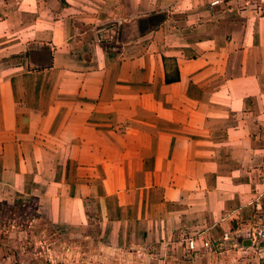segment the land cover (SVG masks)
I'll use <instances>...</instances> for the list:
<instances>
[{"label": "crops", "instance_id": "0c3cea01", "mask_svg": "<svg viewBox=\"0 0 264 264\" xmlns=\"http://www.w3.org/2000/svg\"><path fill=\"white\" fill-rule=\"evenodd\" d=\"M0 204L167 253L264 228V0H0Z\"/></svg>", "mask_w": 264, "mask_h": 264}, {"label": "rangeland", "instance_id": "374dc122", "mask_svg": "<svg viewBox=\"0 0 264 264\" xmlns=\"http://www.w3.org/2000/svg\"><path fill=\"white\" fill-rule=\"evenodd\" d=\"M247 233L245 228L228 234L218 248L197 253L111 247L97 236L58 231L34 204H0L1 264H264V240L244 246Z\"/></svg>", "mask_w": 264, "mask_h": 264}, {"label": "built area", "instance_id": "2783aa9c", "mask_svg": "<svg viewBox=\"0 0 264 264\" xmlns=\"http://www.w3.org/2000/svg\"><path fill=\"white\" fill-rule=\"evenodd\" d=\"M248 237L251 241V244H255L256 242H259L260 240H264V229L260 227V223L253 224L250 228H248ZM228 234H224V238H226ZM197 237H186L184 239L186 250L191 252H196L198 250L197 248ZM220 246V242L212 243L209 241L201 240V248L203 249H216Z\"/></svg>", "mask_w": 264, "mask_h": 264}, {"label": "water", "instance_id": "95a60500", "mask_svg": "<svg viewBox=\"0 0 264 264\" xmlns=\"http://www.w3.org/2000/svg\"><path fill=\"white\" fill-rule=\"evenodd\" d=\"M148 27V21L143 19L139 21V31L144 32ZM244 246H251V241L250 240H244L243 241Z\"/></svg>", "mask_w": 264, "mask_h": 264}]
</instances>
